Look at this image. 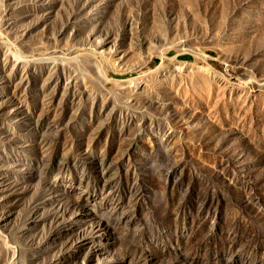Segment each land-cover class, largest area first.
I'll list each match as a JSON object with an SVG mask.
<instances>
[{
  "label": "rangeland",
  "instance_id": "obj_1",
  "mask_svg": "<svg viewBox=\"0 0 264 264\" xmlns=\"http://www.w3.org/2000/svg\"><path fill=\"white\" fill-rule=\"evenodd\" d=\"M0 264H264V0H0Z\"/></svg>",
  "mask_w": 264,
  "mask_h": 264
},
{
  "label": "bare ground",
  "instance_id": "obj_2",
  "mask_svg": "<svg viewBox=\"0 0 264 264\" xmlns=\"http://www.w3.org/2000/svg\"><path fill=\"white\" fill-rule=\"evenodd\" d=\"M20 58V57H19Z\"/></svg>",
  "mask_w": 264,
  "mask_h": 264
}]
</instances>
